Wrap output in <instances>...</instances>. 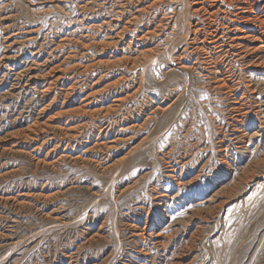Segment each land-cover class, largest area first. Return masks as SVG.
I'll use <instances>...</instances> for the list:
<instances>
[{"label":"rangeland","instance_id":"obj_1","mask_svg":"<svg viewBox=\"0 0 264 264\" xmlns=\"http://www.w3.org/2000/svg\"><path fill=\"white\" fill-rule=\"evenodd\" d=\"M190 1L0 0V264H264V68Z\"/></svg>","mask_w":264,"mask_h":264},{"label":"bare ground","instance_id":"obj_2","mask_svg":"<svg viewBox=\"0 0 264 264\" xmlns=\"http://www.w3.org/2000/svg\"><path fill=\"white\" fill-rule=\"evenodd\" d=\"M162 1H164V0H123V2L120 5V7L122 9L119 12L123 13L124 11H126V7L130 6L129 3L134 2L135 8L133 9V14H131L134 16L133 17L131 16L132 18L127 22V23H130V22H132V20L140 19L141 14L146 12L147 7L156 6L157 4H159V2L161 3ZM218 1L221 3V5L219 7L216 6V3ZM145 2H147L146 5H144ZM171 2H172V0H171ZM188 6H190V11L199 15L200 22H201V18L203 19V21H202L203 25L199 22V18H198V22L196 21L194 23L191 21L190 22L191 27L189 30H190L191 34H193L192 39H193L194 45H195L194 49L197 51L202 50L205 52L206 57L204 59H206V62L209 65V66H207L208 68H210V69L215 68L214 70H216L217 68H221V66H219V64H220L219 53L225 52V53H229V55H233V56L238 57L237 60L240 59L239 61H241L242 59H247L250 57L249 61L253 62V63L252 62L251 63L253 64L255 70L258 72H262L259 70H262V68H264V0H192L189 2ZM153 9H154V7H153ZM147 11H149V9ZM219 12H222L223 14L227 13L228 15L232 14L230 16L228 25H225V23H224L225 27H227L226 28L227 32L224 29L223 30L225 31V34L228 35L226 40L223 39L224 31L220 32V29L214 27V24H216L217 20L220 18ZM149 14H151V13H149ZM144 15H145V13H144ZM224 17H223V19H225ZM105 19H106V17H105ZM222 21H221V24L223 25ZM156 23H157V21H156ZM219 23H220V21H219ZM153 24H154V22H153ZM200 25H202L203 27L202 28L199 27ZM224 25H223V27H224ZM164 26L165 25H163V27ZM127 28L128 27L125 25V27L123 28L122 31L125 32ZM204 29H207V30L204 31ZM157 31H158L157 25L153 26L152 29L146 28V32L143 34V36L146 37V35H150L152 33L156 34ZM201 32L204 35H202ZM219 33H222V35H219ZM141 38H143V37H141ZM137 39L139 40V37ZM203 57H204V55H203ZM182 67H187V66H186V64H183ZM212 72H213V70H212ZM218 72H220V71H218ZM216 82H217L219 87L229 86V84H230L227 76H225L224 78L222 77V78L218 79ZM234 87L235 86H233V84H232L231 85L232 89H230V91L232 92V95H233V100H232L233 110L236 111L237 115L240 114L242 116L243 107L245 106V105H243L244 101H242L243 100L242 96L241 97L238 96L237 90H235ZM93 94H94V92H93ZM88 96L85 99L86 101H84V105H83L84 107L90 106V101L87 100L88 98H90ZM91 96H93V95L91 94ZM124 100H125V98L120 96V97L115 98L114 102H117V105H118L119 102L121 104V102ZM115 105H116V103L114 104V106ZM99 110H101V109H99ZM108 111H109V109H108ZM106 112H107V110H106ZM73 129H76V128H73ZM69 130L71 131L72 129L70 128ZM110 142H111V140H110Z\"/></svg>","mask_w":264,"mask_h":264}]
</instances>
